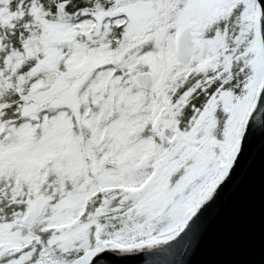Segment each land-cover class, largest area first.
Returning <instances> with one entry per match:
<instances>
[{"label":"snow or ice","instance_id":"1","mask_svg":"<svg viewBox=\"0 0 264 264\" xmlns=\"http://www.w3.org/2000/svg\"><path fill=\"white\" fill-rule=\"evenodd\" d=\"M0 264H264V0H0Z\"/></svg>","mask_w":264,"mask_h":264}]
</instances>
